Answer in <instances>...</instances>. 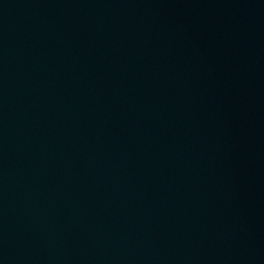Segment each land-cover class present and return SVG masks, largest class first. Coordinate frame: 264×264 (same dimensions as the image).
<instances>
[{"label": "water", "instance_id": "1", "mask_svg": "<svg viewBox=\"0 0 264 264\" xmlns=\"http://www.w3.org/2000/svg\"><path fill=\"white\" fill-rule=\"evenodd\" d=\"M0 264H264V0H0Z\"/></svg>", "mask_w": 264, "mask_h": 264}]
</instances>
